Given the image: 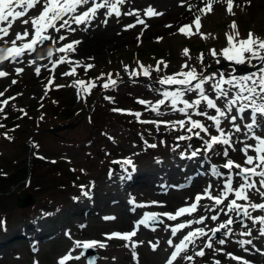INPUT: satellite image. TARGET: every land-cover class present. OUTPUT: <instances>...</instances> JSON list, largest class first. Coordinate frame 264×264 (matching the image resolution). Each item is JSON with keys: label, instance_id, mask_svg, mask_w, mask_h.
Returning a JSON list of instances; mask_svg holds the SVG:
<instances>
[{"label": "rangeland", "instance_id": "rangeland-1", "mask_svg": "<svg viewBox=\"0 0 264 264\" xmlns=\"http://www.w3.org/2000/svg\"><path fill=\"white\" fill-rule=\"evenodd\" d=\"M223 4L214 3L213 12L207 15L189 11V14L180 18L179 23L182 26L190 24L194 15H201V32L211 34L207 39H201L199 35L185 37L176 30L169 33L160 30L149 33L148 27L140 25L131 31L130 39H124L125 41L123 40L117 47L107 48L103 54L82 59L75 52L64 53L69 66L67 63H57L55 69L49 67L47 74L36 78L33 76L35 65L13 64L8 68L5 62L0 65V70L9 73L7 77L0 78V92H4L0 101L8 99L4 111L0 113V124L4 125L0 128V183L6 181V184H0V220L4 221L0 226V264H57L58 259L73 247V240L104 241L106 233L129 231L119 227L117 203L109 201L107 203L109 207L103 208L105 210L99 209L102 202L98 199L96 201V198L101 191H105V186L100 182L113 173L118 174L132 168L123 164L125 159H132L135 167H142L144 164L152 167L153 163L161 160L163 156H166L165 159L171 157V152L178 151L180 155L181 152L202 148V141L195 137L190 141L177 140L179 135H187L183 130H169L164 125L157 130L153 124L141 123L132 115L113 112L112 109L140 112L141 120L183 119L182 114L172 112L165 106L161 107L163 115L157 116L137 101L143 99L154 103L162 98L157 89L174 90L176 86L159 85L157 80L179 72L185 62L205 75L223 72L240 76L256 72L264 66L259 61L236 65L223 60L222 57L221 62L216 63L209 54V49L220 50L226 46L225 33L231 32L228 25L232 20L237 22L241 37H246L249 31L264 37V2L254 3L251 0V4H248L245 0L243 4H237L240 7L234 6L235 16L228 15ZM189 5L194 4L191 2L185 4L187 11ZM203 6L204 2L200 7ZM167 21H170V17L163 19L162 23ZM137 36H140L139 40ZM185 48L189 49L190 58L182 54ZM201 53L204 55L203 63L197 60ZM159 60L165 61L168 67L164 68L161 65V71H153L150 78L143 75L129 78L128 72L124 70V66L127 65L129 71L132 69L139 71L138 62L154 69ZM53 61L58 59L54 58ZM88 64L94 67L85 71L84 66ZM73 67L76 69L75 75H62L70 72ZM16 68H23L24 71L17 74ZM109 73L112 74V79L118 80V83L115 88L105 89L102 85L107 81ZM98 77L100 79H97ZM49 79L52 80L51 84H48ZM13 80L17 82L12 84ZM77 80H83L86 84L94 82L96 87L91 89L90 94L81 92L78 96L77 87L71 86ZM57 85L64 87L58 88ZM208 94L214 96L211 91ZM106 96L112 100L105 99ZM10 97L15 99H9ZM185 98L191 100L196 97L194 93L189 92ZM219 103L223 105V101ZM62 107L65 108L61 110ZM204 110L214 114V110L206 108ZM193 118L200 119L211 127L212 122L205 117L194 115ZM244 122L250 121L246 119ZM222 126L226 131L231 128L227 121ZM212 133L216 134L214 128ZM4 134L12 139H6ZM145 141L148 144H156L157 147H147ZM189 144L191 148L188 147ZM170 148L175 150H169ZM221 150L222 146H217L214 152L207 154V157L201 152L196 159L209 165H217L215 152ZM10 175H14L13 178L7 180L3 178ZM83 179L86 180L81 181ZM171 190V193L175 191ZM82 191H89L91 199L81 195ZM138 191L144 195L146 193L142 189ZM28 192L34 197L33 201L17 206L18 195H25ZM104 195L107 196V192ZM145 197H141L139 193L132 196L136 203H140L150 200L151 191ZM126 198L128 202L132 199L129 194ZM170 199L174 201L173 198ZM251 199L253 200L252 194ZM81 204H92L91 215L76 213L77 205L79 207ZM97 212L98 215L95 214ZM146 212L151 211L140 210L133 219L142 218ZM229 215L236 220V223L231 225L234 230L227 239L229 243L215 244V240L224 238L223 231L217 233L213 239L214 248H222L223 251L216 252L214 249L206 248L204 257H194V260L188 261L187 264H214L215 260H220L221 264H238L227 258L224 253L231 252L238 256L239 252L235 251L230 243L241 249L236 242L249 237L239 235L244 230L239 217L234 213ZM104 216H115L116 219L105 221L101 219ZM226 219V216L222 218L223 221ZM160 220L163 223H160ZM242 221L246 224L247 219L243 217ZM166 223L163 218L150 222L154 226L155 237L160 241L166 236ZM29 225H32L29 227L32 235H23V230ZM209 229L208 234L212 235ZM92 234H99V239L90 238ZM253 235L255 236L254 231ZM206 239L207 237L200 246L194 247L188 254L192 255L194 251L203 247ZM123 243L119 239H112L107 241L105 248H94L97 253L94 264H136L131 257V250L123 247ZM36 244L37 246L32 247ZM163 245L159 243L156 251H152L150 244L145 248L142 244L139 245L136 249L139 264H156V260L162 255ZM160 250L157 258H143L149 251L158 253ZM81 251L82 249H76L72 255L77 256ZM67 264H87V261L82 257Z\"/></svg>", "mask_w": 264, "mask_h": 264}, {"label": "snow or ice", "instance_id": "snow-or-ice-1", "mask_svg": "<svg viewBox=\"0 0 264 264\" xmlns=\"http://www.w3.org/2000/svg\"><path fill=\"white\" fill-rule=\"evenodd\" d=\"M204 6L198 9L199 13L207 15L213 12V4L217 2H223L226 4L225 11L230 16H235L234 0H203ZM248 4H251V0H246ZM126 0H0V25L6 24V26H0V40L9 36L12 22L22 18L28 17L21 21L24 25H30V28L24 29L22 32H16L15 38L9 41H5L6 44L10 43V46L0 48V64L5 61L15 63L18 62V58L25 54L31 55L34 53L38 46L43 45L45 41L51 40L53 44L58 41H65L67 37L65 35H59L54 37L51 35L50 30L60 33L61 29H68L71 32H75L76 28H72L74 23L77 27L81 25L90 26L93 20L97 17L100 10L104 11L105 19L103 23H108L107 17H116L119 19L121 15L133 16L135 23H129L124 26V30L132 29L136 25H143L147 28L148 25L145 20L138 14V10L123 12L121 11V5L125 4ZM192 5H189V11L192 9ZM240 7V5H235ZM31 10L36 11V15L30 16ZM143 15L149 18L162 16L163 13L157 11L154 7L148 6ZM202 16L195 15L190 24H184L180 26L177 31L185 37H191L193 35H199L201 39H207L211 34H205L201 32ZM171 27V25H166ZM231 32L225 33L226 46L220 50L209 49V54L215 59L216 63H220V57L225 61H229L236 65H244L252 63L253 61H259L264 65V37L256 35L254 32L249 31L246 37H241L238 30V25L235 20L228 25ZM194 29V30H193ZM86 30V29H85ZM143 32H141V35ZM215 38V37H213ZM140 36H137V40ZM162 39V38H158ZM20 41L21 43H17ZM81 43L80 40H73L70 43H64L62 46L55 49L58 53L75 52L76 46ZM185 57L190 58L189 49L185 48L182 51ZM47 57H53V50L49 49ZM43 58V57H38ZM197 60L203 63L204 55L201 53ZM53 68L57 63H66V56H61L58 61H51ZM30 63H35L31 61ZM161 65L167 68L168 65L165 61H157L156 67L153 69L151 66L145 67L138 62L139 71L132 69L129 71L128 66H124L125 72H128L129 78L143 75L144 77H151L153 71H161ZM77 66L78 62H77ZM94 65H85V71L93 68ZM16 73L19 74L24 71L23 68H16ZM75 67L70 72H65L62 75H75ZM35 73L40 74V67L35 68ZM9 73L4 70H0V78L7 77ZM103 75V74H102ZM107 81L102 85L103 88H115L118 80L112 79V74L109 73ZM119 74H117L118 76ZM97 79H100L99 77ZM17 81L13 80L12 84ZM195 82V83H194ZM52 80L49 79L48 84H51ZM159 85L176 86L174 90H160L156 91L162 97L157 99L154 103L139 99L137 102L141 105H145L148 110L155 113L157 116L163 115L161 107H169L172 112H178L184 116L183 119L178 120H141L142 113L131 112L130 110L113 108V112H120L122 114L132 115L137 121L144 124H153L157 130L161 125L169 130H183L187 135H179L177 140H192L193 137L202 141V148L192 150L190 154L186 152L180 153L181 159H192L204 153L205 157L209 152H214L217 146H222V151L215 152V155L222 156L225 162L222 164V168L227 172H221L216 165L211 166V173L214 177L222 180V186L216 187L215 194L213 193L214 185L209 182L202 192L197 193L194 200L186 206H181L175 210V212H146L143 217L134 222L132 230L126 232H111L106 233L105 240H73V247L69 251L61 256L57 264H67L72 260H79L85 255V251L91 248L103 249L107 246V241L112 239H119L123 241V247L131 250V257L136 264H139L138 253L136 249L138 245L143 243L142 241H136L133 238L137 236L139 227L142 225L145 228L149 227L150 222H156L159 217H166L167 220L177 221L180 217L192 216L193 213L198 211V208L203 207L207 211L213 212L210 217L203 215L198 219H188L182 223H176L174 226H170L171 237L178 238L179 242L174 243L172 238L167 240V244L171 250L170 255L167 257L165 264H179L180 260L192 262L194 257H204L205 249H214L216 252H222V248H214L213 239L217 233L223 231L224 238L215 240V244L224 245L230 235L233 234L231 225L236 223L230 213H234L236 217L243 216L247 220L251 221V225L245 224L240 221L243 231L239 235L249 237L248 239L238 240L236 243L244 252L255 251L260 255H264V248L257 247L254 240L264 239V215H252V212L264 213V202H253L251 199L252 191L255 190L258 193L261 201H264V66H261L256 72H252L246 75H232L231 73L225 74L223 72L213 73L205 75L202 72L197 71L196 68L190 66L187 62L181 65L179 72L171 75L160 77L157 80ZM206 85L208 87H206ZM77 87V94L81 92L91 93V89L96 87L94 82L85 83L83 80L74 81L71 85ZM56 87H64L63 85H57ZM6 91V90H5ZM211 91L214 96H210L208 93ZM194 93L195 99L189 100L186 97L187 93ZM47 94V85L45 86V95ZM4 96V92H0V97ZM9 99H15L10 97ZM105 99L112 100L111 97L106 96ZM220 101H223V105H220ZM8 104V99L0 101V113L4 111V106ZM214 110V114L205 111L204 109ZM21 111H23L21 109ZM26 115V113H25ZM205 117L208 121H211V127L203 123L200 119H194L193 116ZM250 122H244L245 120ZM227 123L231 126L230 130H225L222 126L223 123ZM239 121V122H238ZM4 125L0 124V128ZM242 127L244 131V139L237 137L233 139L234 133H241ZM214 128L215 133H212ZM259 130V134L258 131ZM203 133V135H201ZM6 139L11 140L12 137L4 134ZM207 137V139H205ZM161 143H164L161 141ZM147 147L155 148L156 144H148L145 141ZM238 145H242L238 146ZM179 147V145H176ZM191 148V145L188 146ZM175 148L173 149V151ZM230 150L232 152H239L243 154V162H237L230 156ZM251 153V154H250ZM44 159V157H40ZM157 163L161 161L157 160ZM55 163V161H53ZM124 165L132 166V170L135 171V165L132 159L128 158L123 161ZM163 187V186H162ZM173 187H183V185H174ZM83 188V186H81ZM81 195L90 198L89 191H82ZM207 199L212 202V206L204 205L201 202ZM243 202V203H240ZM158 202L153 201L152 204ZM129 204L134 205L135 208L144 207L145 205L136 204L134 198L129 200ZM162 206V205H161ZM251 210V211H250ZM220 214L227 217L226 220L218 223L216 227L209 229L212 235H209L205 231L204 227H196L186 234H182L183 230L191 227L193 224H203L206 219H211L213 222L219 220ZM105 221L115 220V216H104ZM163 223L162 220L159 221ZM4 221L0 220V226ZM258 225V228L256 227ZM83 227V225H81ZM258 232L257 236L253 235V229ZM155 230V229H153ZM178 234H182L178 235ZM68 235V233H65ZM207 237L203 247L194 251L192 255H189V245H194L200 238ZM71 239V237H69ZM152 251H156L159 245V241L153 243L149 241ZM251 246V248L246 247ZM76 249H82L79 255L73 256L72 253ZM224 255L232 261L238 262V264H253L252 261L245 259L243 256L234 255L231 252H226ZM88 264H94L89 260ZM214 264H221L220 260H215Z\"/></svg>", "mask_w": 264, "mask_h": 264}, {"label": "bare ground", "instance_id": "bare-ground-1", "mask_svg": "<svg viewBox=\"0 0 264 264\" xmlns=\"http://www.w3.org/2000/svg\"><path fill=\"white\" fill-rule=\"evenodd\" d=\"M245 0H234V6L237 4H243ZM193 3V8L191 11H198L200 5H202L203 0H126V3L121 5V11L128 12L133 10H138V14L141 16L142 19L145 20L148 24V32L158 31L160 30L163 33H169L171 31H174L181 26L179 22H181L180 18L185 17L187 14H189V10L187 11L185 4L187 3ZM254 3H263L264 0H252ZM222 3V2H219ZM247 3V2H246ZM226 6V4H223ZM152 6L157 11L162 12V16L157 17H147L143 15V11L148 7ZM182 6H184V9H182ZM181 7V8H180ZM105 10H100L97 17L93 20L90 26L87 25H81L80 27H77L74 23L71 25L72 28H76L75 32H71L68 29H61L60 33H56L52 30H50L51 35L54 37H57L59 35H65L67 39L65 41H58V43L53 44L51 40L45 41L43 45H40L37 47L36 51L32 53L31 55L25 54L24 56L18 58V62L11 63L8 61H5L6 68L10 65H35L36 67H40V76L47 74V70L49 67L51 69H55L52 66V62L54 58L58 59L61 56H66L64 53H58L55 51L57 47L62 46L64 43H70L73 40H80L81 43L76 46L75 53L80 56L82 59H89L90 56L94 55H100L103 54V52L110 47H117L119 44L122 43V41L128 40L131 38V31L135 28L124 30V26L129 23H135V18L133 16H126L121 15L119 19L116 17H107L108 23L105 25L103 23V20L105 19L104 16ZM190 11V12H191ZM199 12V11H198ZM35 10H31L29 15L34 16L36 15ZM200 14V13H199ZM219 14V13H217ZM203 15V14H201ZM191 16V15H190ZM170 17V21H167L165 23H162V20ZM195 15L192 17L194 19ZM28 17H22L12 22V27L9 32V36L4 37L3 40H0V48L8 47L9 44H6L5 41H9L11 39L15 38L16 32H22L26 28H30V25H24L21 23V21ZM179 23V24H178ZM166 25H171V27H166ZM0 26H6V24L0 25ZM140 25H136L138 27ZM151 27V29H149ZM86 29V30H85ZM157 33V32H156ZM124 40V41H125ZM18 44L21 43L20 41L17 42ZM49 49L53 50V57L48 58L47 52ZM38 57H43L38 58ZM67 60V58H66ZM31 61H35V63H30ZM69 66L70 64L66 62ZM3 65V64H0ZM35 73V70L33 71V76L36 78L39 76ZM230 130V128H229ZM244 129L242 127L241 133H234L233 139L235 140L237 137L240 139H244ZM258 134H259V130ZM241 146L242 145H238ZM173 148H170L171 150ZM222 151V150H221ZM191 150L186 152V154H190ZM251 154V153H250ZM199 156V155H198ZM230 156L232 159H234L237 162L242 163L243 162V154L239 152H232L230 150ZM166 156H163L161 158V163H153L152 167H149V164H144L138 167H135V171L132 170V168L123 170L118 174L113 173L112 176H108L105 180H102L100 182L102 185L105 186V191H101L100 194H98L97 199L102 202V205L99 209L105 210L109 205L107 203L110 201L113 204L117 203V208L119 209V214L117 215L119 219V227L121 229H129L132 230L134 226V222L137 221V219H133V217L136 215V212L138 211H145L149 210L151 212H157V213H163V212H175V210L181 206H186V202L190 204L197 193L202 192V190L208 186L209 182H211L214 185L213 193L216 192L217 186H222V180L220 178L214 177L211 173V166L209 164H206L204 162H199L195 158L192 159H181L180 155L177 152L173 153L171 152V157L168 159H165ZM216 166L221 172H227V170L222 168V164L225 162V159L222 156L216 155ZM220 161L221 163H218ZM86 179H83L81 181H85ZM93 185H96V183H93ZM174 185H183V187H173ZM163 186V187H162ZM142 189L145 190L146 194L151 191V197L150 200H145L140 203L136 204H142L145 205L144 207L134 208V205L129 204L126 196L128 194L131 196L134 194H138L141 197H145L144 193L139 192L138 190ZM175 190L173 193L170 192V190ZM264 190V189H262ZM172 191V190H171ZM105 192H107V196H105ZM115 193V195H113ZM96 197V195H94ZM74 196H72L73 198ZM100 197L102 199H100ZM252 197L253 202H264L261 201L258 193L255 192V190L252 191ZM71 198V197H70ZM170 198H173L174 201H172ZM91 199V198H90ZM153 201L158 202L157 204H152ZM173 202H177L174 204ZM204 205H208L209 207L212 206V202L204 199L202 202ZM243 203V202H240ZM112 204V205H113ZM82 206L77 205L76 213H80V215H91L92 212H90L92 204H81ZM162 205V206H161ZM106 207V208H105ZM105 208V209H103ZM251 211V210H250ZM252 212V215H264L261 212ZM98 215V212L95 213ZM213 212L207 211L205 208L200 207L198 208V211L196 213H193L192 216H185L178 218L177 221H170L167 220L166 217H159L166 220V236L163 237V240H159L155 237L154 233V226L149 223V227L145 228L142 225L139 227L138 234L136 237H134V240L142 241V247L145 248L147 244H149V241L155 243L159 241V243H162L163 245V252L161 250L158 253H151V251L148 252V255H145V257L149 258H157L160 252L162 253L161 256L158 257L156 260V264H165V261L167 257L170 255V252L172 249L169 248L167 244V240L169 238H172L174 240V243H178V238L171 237L170 232V226H174L176 223H182L185 222L188 219H198L199 216L203 215L205 217H210ZM94 215V214H93ZM220 214L219 220L216 222H213L210 218L206 219L203 224H193L191 227L186 228L183 230L182 234H186L187 231L192 230L196 227H204L205 231L208 232L209 228H212V226L216 227L218 223L222 222V218L224 217ZM101 218V217H98ZM141 218V217H140ZM103 219V218H101ZM139 220V219H138ZM246 224L251 225V221L247 220ZM32 225H29L26 227V229L23 230V235H32L30 232L29 227ZM101 226L108 227L105 224H101ZM232 227V226H231ZM258 228V225L256 226ZM234 230V227H232ZM253 231L255 232V236L258 235L257 230L254 228ZM26 233V234H25ZM182 234H178L181 235ZM99 234H92L90 238H97L99 239ZM138 236L140 238H138ZM204 238H200L196 241L194 245H189V252L193 251L194 247L200 246ZM85 240V239H84ZM82 240V241H84ZM226 243H229L228 241ZM254 243L257 245V247L264 248V239L254 240ZM139 244V245H141ZM231 247L234 248L235 251L239 252L238 256H243L245 259H248L253 262V264H264V255H260L259 253H256L255 251L250 252H244L242 249H239L238 247L234 246L232 243ZM138 245V246H139ZM36 245H32V247H35ZM251 248V246H249ZM239 250V251H238ZM188 261L180 260L179 264H187ZM192 264V263H191Z\"/></svg>", "mask_w": 264, "mask_h": 264}, {"label": "water", "instance_id": "water-1", "mask_svg": "<svg viewBox=\"0 0 264 264\" xmlns=\"http://www.w3.org/2000/svg\"><path fill=\"white\" fill-rule=\"evenodd\" d=\"M34 197L32 196V194L30 192H28L25 195H18L17 197V206H23L25 204L31 203L33 201ZM240 221H242L243 216H239ZM85 259L87 261L91 260L95 263L96 257H97V253L96 250L94 248L88 249L85 251Z\"/></svg>", "mask_w": 264, "mask_h": 264}, {"label": "trees", "instance_id": "trees-1", "mask_svg": "<svg viewBox=\"0 0 264 264\" xmlns=\"http://www.w3.org/2000/svg\"><path fill=\"white\" fill-rule=\"evenodd\" d=\"M146 79H147V78H146ZM51 103L54 104L53 101H52ZM56 104H57V102H56ZM56 104H55V105H56ZM53 107H55V106H53ZM63 108H65V107H62L61 110H63ZM64 110H65V109H64ZM62 112H63V111H62ZM22 172H24V169H23V168H22ZM24 175H25V174H24ZM24 175H20V177H24ZM13 176H14V175L3 176V178H4L5 180H7L8 178H10V179L13 178ZM1 181H3V180L1 179ZM11 181H12V180H11ZM0 184H1V185L6 184V181H5V182H2V183H0Z\"/></svg>", "mask_w": 264, "mask_h": 264}]
</instances>
